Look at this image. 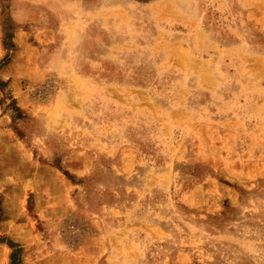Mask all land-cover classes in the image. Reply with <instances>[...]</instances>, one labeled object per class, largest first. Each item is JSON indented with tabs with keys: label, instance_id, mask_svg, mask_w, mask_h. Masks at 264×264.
<instances>
[{
	"label": "rangeland",
	"instance_id": "1",
	"mask_svg": "<svg viewBox=\"0 0 264 264\" xmlns=\"http://www.w3.org/2000/svg\"><path fill=\"white\" fill-rule=\"evenodd\" d=\"M0 264H264V0H0Z\"/></svg>",
	"mask_w": 264,
	"mask_h": 264
}]
</instances>
